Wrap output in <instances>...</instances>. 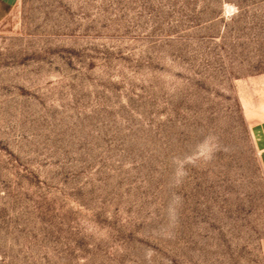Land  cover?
I'll return each instance as SVG.
<instances>
[{
	"label": "rangeland",
	"instance_id": "1",
	"mask_svg": "<svg viewBox=\"0 0 264 264\" xmlns=\"http://www.w3.org/2000/svg\"><path fill=\"white\" fill-rule=\"evenodd\" d=\"M264 0H0V264H264Z\"/></svg>",
	"mask_w": 264,
	"mask_h": 264
},
{
	"label": "crops",
	"instance_id": "2",
	"mask_svg": "<svg viewBox=\"0 0 264 264\" xmlns=\"http://www.w3.org/2000/svg\"><path fill=\"white\" fill-rule=\"evenodd\" d=\"M253 134L259 151L261 165L264 170V120L255 124Z\"/></svg>",
	"mask_w": 264,
	"mask_h": 264
}]
</instances>
